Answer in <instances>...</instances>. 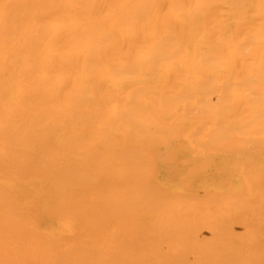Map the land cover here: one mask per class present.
<instances>
[{
    "label": "bare ground",
    "instance_id": "bare-ground-1",
    "mask_svg": "<svg viewBox=\"0 0 264 264\" xmlns=\"http://www.w3.org/2000/svg\"><path fill=\"white\" fill-rule=\"evenodd\" d=\"M0 264H264V0H0Z\"/></svg>",
    "mask_w": 264,
    "mask_h": 264
}]
</instances>
